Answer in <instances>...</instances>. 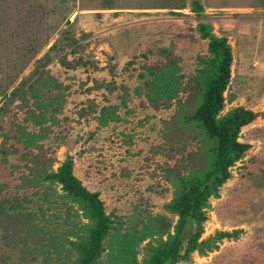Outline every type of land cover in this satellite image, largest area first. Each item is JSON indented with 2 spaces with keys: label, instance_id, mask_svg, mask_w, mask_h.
<instances>
[{
  "label": "rangeland",
  "instance_id": "374dc122",
  "mask_svg": "<svg viewBox=\"0 0 264 264\" xmlns=\"http://www.w3.org/2000/svg\"><path fill=\"white\" fill-rule=\"evenodd\" d=\"M197 1L201 16L191 11L192 0H0V206L5 213L31 214L34 224L55 238L64 237L73 222L85 223L76 207L59 197V186L50 190L32 179L37 171L56 170L69 156L73 174L99 194L117 227L140 229L150 217L173 226L176 216L164 210L173 193L167 169L185 172L181 160L197 141L164 131L177 99L186 101L187 93L155 107L138 75L174 62L185 85L207 55V41L196 31L204 21L231 47L222 113L242 106L258 117L241 129L239 141L250 148L229 169L219 198L209 199L200 241L216 232L238 231L236 237L177 264H264V0ZM38 76L51 84L40 86L42 99L54 101L46 122L35 126L28 88ZM104 108L110 115L102 126ZM25 132L40 141L25 148L19 141ZM3 234L0 226V264H71L63 254L33 259L6 246ZM147 241L137 247L140 262Z\"/></svg>",
  "mask_w": 264,
  "mask_h": 264
},
{
  "label": "trees",
  "instance_id": "16d2710c",
  "mask_svg": "<svg viewBox=\"0 0 264 264\" xmlns=\"http://www.w3.org/2000/svg\"><path fill=\"white\" fill-rule=\"evenodd\" d=\"M191 11L203 15L197 0H192ZM196 31L207 41V55L200 58V67L185 85L174 62L147 67L138 75L144 80L147 100L155 107L170 104L182 90L187 93L186 101L177 99L174 114L165 123L164 131L170 137L191 136L197 141L195 150L181 160L187 168L185 172L167 169V181L173 193L164 210L176 216L174 225L161 217H150L141 223L140 229L117 227L106 213L99 194L88 191L73 174L72 158L66 156L56 170L37 171L32 179L50 190L59 186V197L76 207L77 215L86 222H73L64 237L55 238L34 224L31 214L5 213L0 206V226L6 233L2 240L6 246L19 249L22 254L29 253L33 259L38 254L46 257L63 254L71 259V264H177L188 262L194 252L205 255L223 239L236 237L238 231L216 232L200 241L209 199L219 198L220 188L231 177L229 169L249 150L250 145L240 142L239 135L258 114L242 106L222 113L227 101L224 92L231 80V47L225 37L213 34L209 23L199 21ZM48 85L51 86L38 76L28 88V99L34 100L30 118L35 126L46 122V111L53 105L54 99L44 101L41 96L40 86ZM108 113L107 108L101 110L100 125L107 123ZM40 139L36 134L25 132L19 141L29 149ZM144 241H147V255L140 262L137 247Z\"/></svg>",
  "mask_w": 264,
  "mask_h": 264
}]
</instances>
